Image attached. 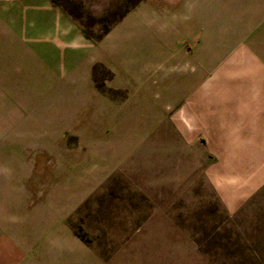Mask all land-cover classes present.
<instances>
[{
    "label": "crops",
    "instance_id": "obj_1",
    "mask_svg": "<svg viewBox=\"0 0 264 264\" xmlns=\"http://www.w3.org/2000/svg\"><path fill=\"white\" fill-rule=\"evenodd\" d=\"M254 15L255 22L236 24L237 36H228L229 25L220 37L189 35L184 45L192 43L186 49L190 72L162 134L170 139L172 135L173 142L187 148L195 165L200 151L205 158L200 163L203 179L228 215L236 214L264 188V0H259ZM20 44L28 46L32 59L49 73L65 80L87 60L89 83L105 101L89 107L83 102H48L46 97L54 90L47 86L39 92L49 95L38 103L4 97L0 101V264L8 242L26 256L27 248L39 245L38 237L45 241L37 264H68L70 253L78 262L85 252L101 262L74 235L69 220L118 174L127 172L130 138L109 131L132 123V103H126L130 91L113 85L116 74L107 61L88 57L94 43L51 0H0V46ZM177 57L186 61L184 54ZM16 60L0 55L1 93L15 87L5 76L14 72ZM98 66L111 74L105 91L96 86ZM59 90L68 93L71 88ZM116 92L124 95L123 102L115 101ZM84 123L89 127L83 132H64L59 149H49L44 144L48 135L35 132L37 125ZM98 125L106 132H99ZM148 185L141 184L146 198Z\"/></svg>",
    "mask_w": 264,
    "mask_h": 264
},
{
    "label": "rangeland",
    "instance_id": "obj_2",
    "mask_svg": "<svg viewBox=\"0 0 264 264\" xmlns=\"http://www.w3.org/2000/svg\"><path fill=\"white\" fill-rule=\"evenodd\" d=\"M73 1L92 15L108 8L122 11L125 5L123 0ZM258 4L259 0H143L101 41L93 42L88 57L107 61L116 74L113 85L130 91L126 103H132V123L113 126L115 133L109 134L127 135L132 157L127 155V172L118 174L69 220L74 235L101 262L85 252L78 262L70 253L68 264H264V188L236 214H226L203 179L200 163L205 158L200 151L195 165L187 148L173 142L172 135L171 139L162 136L171 122L179 87L190 72L186 49L192 43L184 45L189 35L220 37L229 25L228 36H237L236 24L255 22ZM29 53L24 44L0 46L4 58H17L14 72L5 76L6 83L15 87L12 92H0V101L4 97L38 103L49 95L39 92L46 86L54 90L46 97L48 102H83L89 107L105 101L89 83L87 60L65 80L49 73ZM94 75L97 88L105 91L111 74L98 66ZM63 86L71 88L70 92H60ZM113 95L120 102L124 96L121 92ZM34 113L39 116V110ZM88 127L87 123L37 125L35 132L48 135L44 144L57 149L64 132H83ZM96 127L106 132L105 126ZM146 182L147 198L141 191ZM38 239L39 245L27 248L26 256L8 242L4 264H37L44 256L40 246L45 241Z\"/></svg>",
    "mask_w": 264,
    "mask_h": 264
},
{
    "label": "trees",
    "instance_id": "obj_3",
    "mask_svg": "<svg viewBox=\"0 0 264 264\" xmlns=\"http://www.w3.org/2000/svg\"><path fill=\"white\" fill-rule=\"evenodd\" d=\"M143 0H123L124 9H106L101 15H92L81 3L73 0H51L52 4L61 8L76 25L82 35L92 42L101 41L108 33Z\"/></svg>",
    "mask_w": 264,
    "mask_h": 264
}]
</instances>
